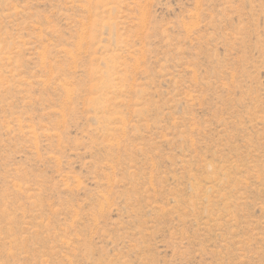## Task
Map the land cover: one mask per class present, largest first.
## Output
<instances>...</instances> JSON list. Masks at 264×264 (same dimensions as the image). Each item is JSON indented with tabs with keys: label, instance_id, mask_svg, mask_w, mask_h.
Masks as SVG:
<instances>
[{
	"label": "rangeland",
	"instance_id": "obj_1",
	"mask_svg": "<svg viewBox=\"0 0 264 264\" xmlns=\"http://www.w3.org/2000/svg\"><path fill=\"white\" fill-rule=\"evenodd\" d=\"M0 264H264V0H0Z\"/></svg>",
	"mask_w": 264,
	"mask_h": 264
}]
</instances>
